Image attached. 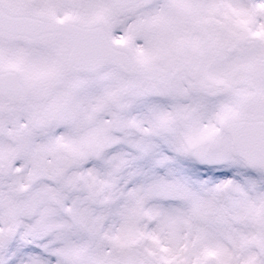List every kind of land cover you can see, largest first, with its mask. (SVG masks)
<instances>
[{"label": "snow or ice", "instance_id": "6c2138e0", "mask_svg": "<svg viewBox=\"0 0 264 264\" xmlns=\"http://www.w3.org/2000/svg\"><path fill=\"white\" fill-rule=\"evenodd\" d=\"M0 264H264V0H0Z\"/></svg>", "mask_w": 264, "mask_h": 264}]
</instances>
